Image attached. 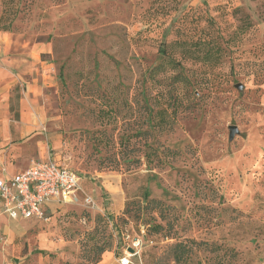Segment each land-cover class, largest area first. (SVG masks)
Returning <instances> with one entry per match:
<instances>
[{
	"label": "rangeland",
	"instance_id": "rangeland-1",
	"mask_svg": "<svg viewBox=\"0 0 264 264\" xmlns=\"http://www.w3.org/2000/svg\"><path fill=\"white\" fill-rule=\"evenodd\" d=\"M0 26L31 50L11 109L29 88L94 203L21 228L19 264H264V0H0Z\"/></svg>",
	"mask_w": 264,
	"mask_h": 264
},
{
	"label": "crops",
	"instance_id": "crops-1",
	"mask_svg": "<svg viewBox=\"0 0 264 264\" xmlns=\"http://www.w3.org/2000/svg\"><path fill=\"white\" fill-rule=\"evenodd\" d=\"M30 51L18 46L16 42L12 43L6 33L0 32V177L20 172L31 161L44 160L48 154L42 140H37V135L42 132L35 117L38 108L34 105L29 88L21 92L17 99V109H11L12 86L17 82L15 75H18L16 71L20 70L21 64L26 61L24 56H28ZM51 138L57 140V137ZM53 158L57 160L54 155ZM61 207L55 202L43 205L49 217ZM36 221L40 220L11 219L0 210V264H19L15 242L23 234L21 228Z\"/></svg>",
	"mask_w": 264,
	"mask_h": 264
},
{
	"label": "built area",
	"instance_id": "built-area-1",
	"mask_svg": "<svg viewBox=\"0 0 264 264\" xmlns=\"http://www.w3.org/2000/svg\"><path fill=\"white\" fill-rule=\"evenodd\" d=\"M82 179L48 153L44 160H33L22 171L0 177V210L11 219L47 221L43 205L48 202L93 206L92 198L81 188ZM118 263L132 264L126 255L119 257Z\"/></svg>",
	"mask_w": 264,
	"mask_h": 264
},
{
	"label": "trees",
	"instance_id": "trees-1",
	"mask_svg": "<svg viewBox=\"0 0 264 264\" xmlns=\"http://www.w3.org/2000/svg\"><path fill=\"white\" fill-rule=\"evenodd\" d=\"M0 30L5 31L6 26H0ZM208 43L209 42L204 43L203 45H208ZM220 49L221 48L219 46H217L216 51H215V50H213L212 45H211V48L206 49L201 54V56H199L198 60L210 61L212 59H215V60L220 59L221 58ZM169 61L172 63L171 64L172 67H175V68H177L179 63H180L179 61H174L173 59H170ZM151 203H154V204H152L151 209L152 210L157 209V204H156L157 202L155 200H148L147 204H151ZM147 204H145L143 206H147ZM143 206L141 207V209L144 208ZM149 227H153L154 232H158L159 229L161 228V225L160 224H153L152 226H148V228ZM171 247L175 252L174 256H173V260L176 262L181 261L183 259V256L187 253L185 245H183L181 242H175V243L171 244ZM104 250H106V245L103 244L98 248V255L101 254Z\"/></svg>",
	"mask_w": 264,
	"mask_h": 264
},
{
	"label": "water",
	"instance_id": "water-1",
	"mask_svg": "<svg viewBox=\"0 0 264 264\" xmlns=\"http://www.w3.org/2000/svg\"><path fill=\"white\" fill-rule=\"evenodd\" d=\"M236 131L235 126H230L229 127V138H232L234 132Z\"/></svg>",
	"mask_w": 264,
	"mask_h": 264
}]
</instances>
